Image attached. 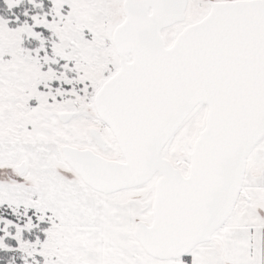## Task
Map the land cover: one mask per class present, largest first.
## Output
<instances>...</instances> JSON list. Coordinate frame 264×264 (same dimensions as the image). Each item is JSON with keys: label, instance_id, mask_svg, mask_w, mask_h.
Here are the masks:
<instances>
[{"label": "snow or ice", "instance_id": "6c2138e0", "mask_svg": "<svg viewBox=\"0 0 264 264\" xmlns=\"http://www.w3.org/2000/svg\"><path fill=\"white\" fill-rule=\"evenodd\" d=\"M0 264H264V0H0Z\"/></svg>", "mask_w": 264, "mask_h": 264}]
</instances>
